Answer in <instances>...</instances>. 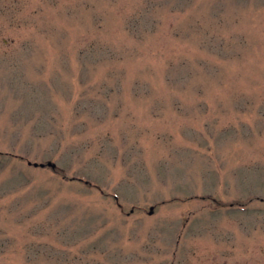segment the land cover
<instances>
[{
    "label": "rangeland",
    "instance_id": "1",
    "mask_svg": "<svg viewBox=\"0 0 264 264\" xmlns=\"http://www.w3.org/2000/svg\"><path fill=\"white\" fill-rule=\"evenodd\" d=\"M0 264H264V0H0Z\"/></svg>",
    "mask_w": 264,
    "mask_h": 264
},
{
    "label": "water",
    "instance_id": "2",
    "mask_svg": "<svg viewBox=\"0 0 264 264\" xmlns=\"http://www.w3.org/2000/svg\"><path fill=\"white\" fill-rule=\"evenodd\" d=\"M48 165H51V166H53V167H55V164L53 163V162H51V161H49L48 163H47ZM34 165H40V166H45L46 164L45 163H38V162H35L34 163ZM153 212V208H151V213Z\"/></svg>",
    "mask_w": 264,
    "mask_h": 264
}]
</instances>
